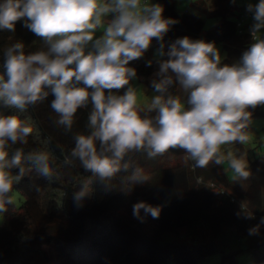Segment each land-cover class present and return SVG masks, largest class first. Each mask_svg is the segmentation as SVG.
Instances as JSON below:
<instances>
[{"label": "clouds", "instance_id": "9594fccd", "mask_svg": "<svg viewBox=\"0 0 264 264\" xmlns=\"http://www.w3.org/2000/svg\"><path fill=\"white\" fill-rule=\"evenodd\" d=\"M247 10L254 20L252 42L238 62L222 65L214 42L184 36L165 51L164 36L176 21L163 17L162 6L150 0H0V30L14 32L16 22L23 21L43 41L35 52L26 53L22 42L4 51L0 101L23 112L52 95L56 123L66 131L77 110L91 105L89 132L74 136L70 156L105 188L128 170L130 153L154 158L170 149L183 150L197 168L226 160L235 179L247 180L246 163L221 150L248 140L249 109L264 106V38L256 35L264 30V0L249 3ZM153 39L159 43L158 71L150 82L156 95L145 110L137 106L130 86L137 72L129 64L144 56ZM174 83L183 100L169 91ZM32 131L18 116L0 115V213L12 203L10 193L25 177L26 162H34L41 176L52 177L47 152H10L11 145L27 144ZM13 169L18 171L13 174ZM129 181L133 187L147 183V177L136 169ZM86 195L81 190L73 199L79 205ZM141 210L159 217L160 208L143 201L133 205V216L142 219ZM246 216L253 218L251 211Z\"/></svg>", "mask_w": 264, "mask_h": 264}, {"label": "trees", "instance_id": "16d2710c", "mask_svg": "<svg viewBox=\"0 0 264 264\" xmlns=\"http://www.w3.org/2000/svg\"><path fill=\"white\" fill-rule=\"evenodd\" d=\"M190 1L217 23L203 31V21L197 16L176 11V0H156L163 17L176 21L164 36L165 51L176 39L187 36L224 42L227 53L221 64L238 62L252 42L247 34L237 33L241 7L233 0ZM16 42L24 44L26 53L43 47V41L18 21L14 32L0 30V64L4 51ZM158 48L153 39L144 56L130 62L138 78L149 76L154 60L148 59V52ZM169 91L179 96L178 84ZM53 98L49 95L23 112L0 101V115L14 114L33 128L28 143L11 145L10 152L16 148H22L25 155L47 152L52 169L48 179L28 161L25 177L13 185L12 203L6 206L0 226V264H202L213 255H218L217 264H239L240 254L253 255L250 264H264V224L260 223L264 218V157L249 161L250 177L237 180L214 163L194 167L181 149L154 158L144 152L130 153L125 158L128 170L117 173L109 182L111 187L105 188L70 156L74 136L89 132L91 105L77 110L71 131H66L56 123L58 115L50 107ZM249 111L251 119L264 116L262 106ZM223 149L238 157L246 152L244 143ZM136 169L147 177V183L132 187L129 177ZM81 190L88 195L78 205L73 196ZM141 201L158 206L159 217L154 219L143 210L142 219L134 217L133 205ZM246 210L253 218L246 216ZM257 225L258 232L249 234Z\"/></svg>", "mask_w": 264, "mask_h": 264}, {"label": "rangeland", "instance_id": "374dc122", "mask_svg": "<svg viewBox=\"0 0 264 264\" xmlns=\"http://www.w3.org/2000/svg\"><path fill=\"white\" fill-rule=\"evenodd\" d=\"M176 11L178 13H183L185 11L197 16L203 21V31L213 27L217 23V19L209 16L206 12L201 11L192 6L190 0H176ZM236 7L248 6L249 3L256 4L258 0H233ZM151 3H156V0H150ZM100 35V31L97 32V36ZM216 48L219 50L221 59L226 56V50L224 48V42L215 43ZM156 49H151L148 52V59L154 60V65L149 76L146 79L136 78L131 81V87L137 95V106L139 108L147 107L151 103V98L156 95L153 88L151 87V80L156 78V72L158 71V64L156 63L155 57ZM165 58V57H164ZM179 96L183 100L184 93L179 88ZM264 109V106H262ZM246 152H244L239 158L248 165L249 161L256 157H264V116H258L251 119V123L248 127V140L244 143ZM227 151L223 149L222 152L226 155ZM231 151V150H230ZM220 169L225 171L229 178H234L235 174L229 167L227 161L220 165ZM14 199L17 204H19V199L17 194H14ZM5 222V216L0 213V226ZM218 255L211 256L208 260L202 264H217ZM254 257L251 254H240L237 256L239 264H250Z\"/></svg>", "mask_w": 264, "mask_h": 264}, {"label": "built area", "instance_id": "2783aa9c", "mask_svg": "<svg viewBox=\"0 0 264 264\" xmlns=\"http://www.w3.org/2000/svg\"><path fill=\"white\" fill-rule=\"evenodd\" d=\"M253 14L247 10V6H243L239 10L236 19V29L238 35H248L252 39L251 26L253 25ZM257 37L264 38V30L256 34Z\"/></svg>", "mask_w": 264, "mask_h": 264}]
</instances>
